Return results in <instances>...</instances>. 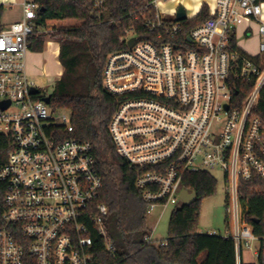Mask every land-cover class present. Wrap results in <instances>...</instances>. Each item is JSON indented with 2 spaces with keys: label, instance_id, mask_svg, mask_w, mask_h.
<instances>
[{
  "label": "built area",
  "instance_id": "obj_1",
  "mask_svg": "<svg viewBox=\"0 0 264 264\" xmlns=\"http://www.w3.org/2000/svg\"><path fill=\"white\" fill-rule=\"evenodd\" d=\"M159 1L151 0L154 14L143 22L149 36L127 32L125 47L108 53L102 68V87L120 97L108 124L113 148L139 170L134 183L148 214L182 203L185 172L218 168L226 194L222 236L232 239L236 264L244 250L257 259L260 248L252 244L261 239L246 220L244 187L264 191V2L215 0L206 19L183 32L184 20L176 21L175 11L161 14ZM91 2L100 15L104 0ZM38 8L21 0V19L0 29V101L9 102L0 110V133L12 141L0 168V264H94L91 228L113 254L107 208L95 201L103 182L91 144L59 135L72 132L69 111L54 115L40 90L30 91L29 37L45 32L35 23ZM253 26L258 52L250 55L238 36L248 38ZM236 84L250 86L240 103ZM146 241L153 243L150 234Z\"/></svg>",
  "mask_w": 264,
  "mask_h": 264
},
{
  "label": "trees",
  "instance_id": "obj_2",
  "mask_svg": "<svg viewBox=\"0 0 264 264\" xmlns=\"http://www.w3.org/2000/svg\"><path fill=\"white\" fill-rule=\"evenodd\" d=\"M264 2V0H259ZM39 5L36 26L45 29L29 37L32 51H42L46 37L59 44L58 61L62 73L49 95L53 108L65 109L71 116L72 132L59 134L61 139L88 141L102 189L95 200L107 208L105 228L113 246L106 251L103 240L91 228L94 264H236L230 237L199 232L200 203L214 194L216 179L206 171L185 172L182 188L195 192L190 204L181 203L171 211L164 244L146 241L150 234L148 212L135 187L137 168L116 154L108 124L120 97L102 87L101 73L108 53L125 47L123 37L134 32L147 38L143 26L154 14L151 0H104L103 11L97 15L91 0H35ZM207 5L202 3L196 16L181 22L183 32L202 23L207 17ZM2 6L0 5V16ZM1 29V28H0ZM242 101L250 88L236 84ZM12 148L9 137L0 133V168L6 163ZM261 184L264 186V182ZM244 199L248 207L247 222L261 239L256 263L262 264L264 252V191L250 193L245 185ZM6 182L0 180V218L5 208ZM258 222H253V220Z\"/></svg>",
  "mask_w": 264,
  "mask_h": 264
},
{
  "label": "rangeland",
  "instance_id": "obj_3",
  "mask_svg": "<svg viewBox=\"0 0 264 264\" xmlns=\"http://www.w3.org/2000/svg\"><path fill=\"white\" fill-rule=\"evenodd\" d=\"M205 3L208 8L212 9L216 5L215 0H160L157 4V9L163 15L168 17L173 16L177 6L181 5L185 11L187 17H194L198 13L196 8L197 3ZM8 9V7H7ZM16 12V10H15ZM262 16L264 17V3L262 7ZM241 29H239L240 33ZM130 33L129 35H131ZM46 41H53L54 39L46 37ZM238 45L247 54L255 55L258 52V35L256 33V26H253V34L244 38L242 34L238 36ZM45 49V43L43 45ZM41 63L46 64V68L52 71L54 74H45L39 77H31L34 81L36 88L40 89V96H49L55 86L58 79L57 73L60 68L57 65L52 55L45 54L41 58ZM38 71V68H37ZM53 109L54 115L58 116L60 113H66L67 110L53 108L51 105L48 106V110ZM208 172L216 179V188L213 195L203 198L200 203L198 228L199 232H210L215 230L219 235H223L227 229V213L225 209L226 194L224 188V181L222 172L218 168L209 169ZM172 205L156 206L153 211L148 214V227L150 231V240L153 243L163 242L167 238L168 233V221L173 210ZM253 249L257 250L260 248L259 242H253ZM243 263H256L257 259L254 257L251 251L244 250L242 254Z\"/></svg>",
  "mask_w": 264,
  "mask_h": 264
},
{
  "label": "crops",
  "instance_id": "obj_4",
  "mask_svg": "<svg viewBox=\"0 0 264 264\" xmlns=\"http://www.w3.org/2000/svg\"><path fill=\"white\" fill-rule=\"evenodd\" d=\"M0 5L2 6V11L0 16L1 29L7 28L11 23L21 19L22 17L21 0H0ZM201 5L202 3L200 2L197 3L196 8L200 9ZM45 47L46 48L45 49L43 48L42 51L28 50L25 58L26 72L30 78L39 77L42 75V72H45V74H49V73L54 74L52 71H49L50 70L49 68H46V64L41 63L42 56L48 54V55H52L57 65H59L60 70L57 73H55L58 75V79H59L62 73V66L58 61V53H56L57 48H55L56 45L54 44L53 41H46Z\"/></svg>",
  "mask_w": 264,
  "mask_h": 264
},
{
  "label": "water",
  "instance_id": "obj_5",
  "mask_svg": "<svg viewBox=\"0 0 264 264\" xmlns=\"http://www.w3.org/2000/svg\"><path fill=\"white\" fill-rule=\"evenodd\" d=\"M187 18L186 16V11L185 9L179 5L177 6L176 10H175V20L176 21H182L185 20ZM134 41V38H131L128 42L127 45L130 46ZM33 94H38L39 93V89L38 88H31L30 90ZM43 101H45L46 103H49L50 99L49 96H44L42 97ZM9 102L7 101H0V110H4L8 107ZM196 198V193L195 192H188L186 189H183L180 192V199L182 201L183 204H190L192 201H194ZM253 222H258V220L254 219ZM262 264H264V252H263V257H262Z\"/></svg>",
  "mask_w": 264,
  "mask_h": 264
},
{
  "label": "bare ground",
  "instance_id": "obj_6",
  "mask_svg": "<svg viewBox=\"0 0 264 264\" xmlns=\"http://www.w3.org/2000/svg\"><path fill=\"white\" fill-rule=\"evenodd\" d=\"M199 3V2H198Z\"/></svg>",
  "mask_w": 264,
  "mask_h": 264
}]
</instances>
